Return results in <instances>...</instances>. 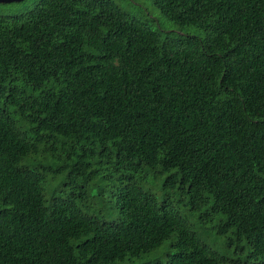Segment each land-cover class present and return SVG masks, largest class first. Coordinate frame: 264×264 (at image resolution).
Wrapping results in <instances>:
<instances>
[{
    "label": "trees",
    "instance_id": "1",
    "mask_svg": "<svg viewBox=\"0 0 264 264\" xmlns=\"http://www.w3.org/2000/svg\"><path fill=\"white\" fill-rule=\"evenodd\" d=\"M153 3L0 16V264H264V0Z\"/></svg>",
    "mask_w": 264,
    "mask_h": 264
},
{
    "label": "rangeland",
    "instance_id": "2",
    "mask_svg": "<svg viewBox=\"0 0 264 264\" xmlns=\"http://www.w3.org/2000/svg\"><path fill=\"white\" fill-rule=\"evenodd\" d=\"M38 0H21L18 2H2L0 1V16L12 17L30 10ZM116 6L124 11L129 17L138 19L141 23L146 24L152 30L160 32L162 35L172 32L176 34H193L201 36V33L192 29L185 28L179 29L172 22L163 17L160 11L156 8L153 0H111ZM161 178L150 176L145 183H141V188L144 191H150L158 200L163 198L165 191L161 187ZM191 224L194 218H189ZM194 229L198 232L200 239L214 250L224 254L221 240L216 239L213 234L206 233L194 225ZM167 244H163L159 249L150 253L141 259L128 260L124 262H118L116 264H143L153 260H156L157 256H161L160 253L165 251ZM164 258H162L163 260Z\"/></svg>",
    "mask_w": 264,
    "mask_h": 264
},
{
    "label": "water",
    "instance_id": "3",
    "mask_svg": "<svg viewBox=\"0 0 264 264\" xmlns=\"http://www.w3.org/2000/svg\"><path fill=\"white\" fill-rule=\"evenodd\" d=\"M2 2H18V1H21V0H0Z\"/></svg>",
    "mask_w": 264,
    "mask_h": 264
}]
</instances>
